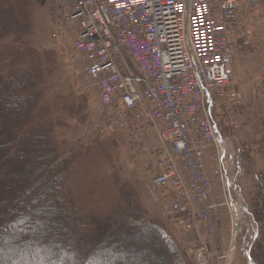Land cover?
<instances>
[{
	"label": "built area",
	"instance_id": "built-area-1",
	"mask_svg": "<svg viewBox=\"0 0 264 264\" xmlns=\"http://www.w3.org/2000/svg\"><path fill=\"white\" fill-rule=\"evenodd\" d=\"M259 2L49 0L52 18L75 32L74 49L86 60L87 78L100 89L102 124L124 131L132 122L156 131L154 184L173 194L169 213L182 227L201 224L208 235V242L189 249L195 264H229L241 235L244 203L230 187L214 109L228 111L240 102L231 70L238 43L249 35L240 17L244 5ZM211 148L216 169L206 166ZM218 183L224 200L213 203L210 193ZM220 209L232 224L226 253L215 238Z\"/></svg>",
	"mask_w": 264,
	"mask_h": 264
},
{
	"label": "trees",
	"instance_id": "trees-1",
	"mask_svg": "<svg viewBox=\"0 0 264 264\" xmlns=\"http://www.w3.org/2000/svg\"><path fill=\"white\" fill-rule=\"evenodd\" d=\"M15 23L6 0H0L1 39ZM1 76L0 253L10 257L6 264H188L121 177L95 176L89 183L81 179L85 171L92 174V155L102 150L97 143L78 141L60 154L54 134L66 123L51 121V110L44 104L46 76L39 54L20 46ZM66 113L60 114L81 116L69 108ZM30 157L37 170L25 165ZM12 164L19 174H8L4 186L1 171ZM19 182H24L21 189ZM35 202L42 204L39 210L30 208ZM18 225V236L4 247Z\"/></svg>",
	"mask_w": 264,
	"mask_h": 264
},
{
	"label": "rangeland",
	"instance_id": "rangeland-1",
	"mask_svg": "<svg viewBox=\"0 0 264 264\" xmlns=\"http://www.w3.org/2000/svg\"><path fill=\"white\" fill-rule=\"evenodd\" d=\"M6 7L8 9L10 8L14 13L16 23L10 31V34L3 39H1V36L4 33L2 34V30H0V74L3 76V74L5 75L8 72L11 57L20 46L21 48L31 49L39 54L46 76L44 84V104L51 110V121L57 122L61 119L66 123V125L63 126L64 128L58 126L62 129H57V132L54 134L55 144L60 154H67V150H69L71 145L77 144L78 141L84 145L95 142L102 150H97L92 155L94 160L90 170L92 174L87 171L83 172L81 179L84 182L89 183L95 176L106 178V176L116 174L118 177H121L130 188L135 186L133 188H135L136 196L138 200H140L137 201L141 207L150 210L149 207L151 204H154L156 208L168 206L170 199L159 192L152 182L153 173L151 170L155 167L154 161L156 160L153 154L155 146L150 148L149 151L151 154H146L141 151L139 153L141 142L134 140L132 136L129 137L125 132L111 131L101 124L99 89L94 87L87 79L85 75L86 60L73 47L75 32L65 28L61 21L53 20L50 13L49 0H6ZM250 8L254 13L251 17L253 24L252 22L250 23L253 26V30L250 31L253 34L255 33L254 36L256 37L254 41L257 43L258 37L261 34L259 33V27L261 26H259V24H262L260 20H262L261 14L262 8H264V0H262V6L259 4L254 7L251 6ZM260 10L261 12H258ZM25 21H27V23ZM62 28L65 29L64 33L54 40L52 35L55 31ZM250 37L248 40H250ZM247 57L250 61L254 59L253 54L246 56V58ZM50 67L52 69L51 74H49ZM247 68L248 65L242 67H240V65H232V69L235 72H240L241 69L246 71ZM253 86L256 87L255 85ZM240 90L241 88L239 91ZM14 97H17V95H14ZM66 108H69L75 113L81 112V116L71 118L62 115H67ZM236 115L234 116L235 119ZM262 118V123L261 120L259 121V118L256 117L252 125H248L252 135V139L250 140L251 143L249 142L248 144L254 145L253 142L257 129H262V136H264V116H262ZM248 136L249 138L251 137L250 134H248ZM132 141L134 143H132ZM246 143L247 142H245V145ZM245 145L243 146V163L248 165L244 166V170L246 171L244 173L242 170V179L238 180L237 185L241 188L240 190L242 192V197H240V199L244 204H247L251 216L249 212H246L243 213V217L240 218L238 223V228H240L238 235H241L239 237L237 236L236 252L231 264H247L246 253H249L250 250L248 246H246L245 254H242V252H240L241 247L239 246L242 244L244 237H247L248 242H251L257 231V237L253 242L254 244L250 253L254 261L256 260L259 264H264V137H262V166L256 165L258 162L254 161L253 154H251L252 160L247 161V150H245L246 148L244 149ZM257 145L258 144H256V147ZM38 149H40L39 146ZM33 154L36 158L40 156V153L35 154V152H33ZM32 157L29 158V161H26L25 165L32 168V170H37L34 164L35 158L32 159ZM147 159H149V162ZM240 160L242 159L240 158ZM86 165L87 162H85V166ZM152 165L153 167H151ZM1 172V176H3V181H1V183L4 186L5 183L8 182V174H19L18 168H16L14 164L6 165L5 169ZM18 185L21 189L23 188L24 182H19ZM133 188L132 190L134 191ZM17 190L19 191V189ZM2 200L3 198L0 199V202ZM40 206H42V204H39V202L30 204V208L37 207L38 210ZM144 208L142 209L145 212ZM145 214L157 220L146 212ZM253 219L257 227L254 225ZM229 228L231 235L230 221L228 231ZM248 228L252 231L251 236L248 233ZM164 229L171 237V234L167 231L168 229ZM19 231V225L13 228L11 234L5 240L6 243H4V247L7 244L11 245L13 243L14 237ZM228 243L229 241L227 240L225 246H228ZM178 248L185 257V249L179 247V245ZM185 259L188 264H191V261L186 257ZM9 260L10 257L6 253H0V264H6ZM13 264H19V262L16 261Z\"/></svg>",
	"mask_w": 264,
	"mask_h": 264
},
{
	"label": "crops",
	"instance_id": "crops-1",
	"mask_svg": "<svg viewBox=\"0 0 264 264\" xmlns=\"http://www.w3.org/2000/svg\"><path fill=\"white\" fill-rule=\"evenodd\" d=\"M260 6H262V1L260 3ZM263 9L264 8H262V14H261L262 20H260L262 24L261 23L259 24V26L261 25L259 27V33L261 34L258 37L259 38L258 42L256 43V41H254L256 37L254 36L255 33L254 34L251 33V37L248 43L243 44L241 42L238 45V49L236 50V53L234 55V66L240 65V67H242L244 65H248V68L246 71H244V69H241L240 72H235L233 70L234 84L238 85L239 89L241 88L240 91L243 96V101H242L241 107L236 111L237 112L236 123L238 126L236 132L232 135V137L230 136V139L229 137H226L223 140H226V139L229 140V142L227 140L226 141L228 142L229 150L232 152V158H230L232 159V163L230 164L232 168L231 172L234 173V169L236 165L237 167L236 172H238L240 176L239 180L242 179V175H243L242 171H240L239 169L243 170L245 173L246 170H244L245 169L244 166L248 164L243 163L244 151L239 157H237L236 152L240 150L241 146L245 145V142H247L244 147V149L246 148L245 150H247V158H246L247 161L252 160L251 154H253L254 161L258 162L256 163V165L262 166V162H261L262 137H264L262 136V129H257V132H255V140L253 142L254 145H251V144H248L249 142L251 143L250 140L252 139V135L248 128V125L251 126L254 120H256V117L259 118V121L261 120V123H262V119H263L262 116H264V11ZM258 12H261V10ZM241 15H242L241 19H243V22L246 21L248 28L250 30H253L252 29L253 22L251 21L250 18L254 15V13L253 11H251V8L249 5H244ZM251 22L252 24H250ZM251 54L254 55L253 61L248 60V57L246 58V56H249ZM253 85H255L256 87H254ZM99 107H100V104H99ZM125 133H127L129 137L132 136L134 140L141 142V144L148 142L147 145L149 146V149L159 144L158 141H156L155 143L150 142L149 137L156 136L155 131L151 129L148 131H141L134 125L130 124L128 131ZM222 134L223 136H226V133L224 131ZM248 134H250L251 136L250 138ZM132 143L134 142L132 141ZM256 144H258L257 147H256ZM240 158L242 160H240ZM147 160L149 162V159ZM154 163H155V167H153ZM154 163L151 166L153 167V169L151 170L153 173V179L158 174L156 160L154 161ZM207 167L208 168L215 167V160L213 159V154L211 150L207 152ZM133 187L135 186H132V188ZM133 189H134V194L136 196L135 188ZM164 195H166V197L170 199V203L168 206L164 208L163 207L156 208L154 204H151V206L149 207L150 210L144 207L142 208H144L145 212L148 215L159 220L163 224L164 228L168 229L167 231L171 234V237L175 240V242L179 245V247L184 248L185 253H187V249L190 246L196 245L200 242H205L207 240L206 233L202 226H198L196 230H191V231H188L180 227L177 224L176 219L169 217L166 213V210L173 202V195L171 194H164ZM221 200H222L221 188L220 186H218L216 187L215 190L211 192V201L214 203H219L221 202ZM228 225H229V219L227 218V215L223 211H219L215 218L216 236H217V239L222 244L224 250L227 249L228 246H225V244L227 243V240L229 241V238H230V228L228 231Z\"/></svg>",
	"mask_w": 264,
	"mask_h": 264
},
{
	"label": "water",
	"instance_id": "water-1",
	"mask_svg": "<svg viewBox=\"0 0 264 264\" xmlns=\"http://www.w3.org/2000/svg\"><path fill=\"white\" fill-rule=\"evenodd\" d=\"M248 259L250 260V255H248ZM249 263H250V264H254V263H252L251 261H249Z\"/></svg>",
	"mask_w": 264,
	"mask_h": 264
}]
</instances>
